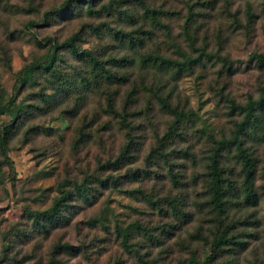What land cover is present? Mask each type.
<instances>
[{"label": "rangeland", "instance_id": "374dc122", "mask_svg": "<svg viewBox=\"0 0 264 264\" xmlns=\"http://www.w3.org/2000/svg\"><path fill=\"white\" fill-rule=\"evenodd\" d=\"M66 1L0 0V135L11 125L0 148V264H198L220 237L215 264H264L260 132L243 139L256 163L257 204L242 201L234 148L219 162L240 192L237 206L218 215L206 191L211 158L231 138L247 100L264 88V67L250 59L264 54V0H73L55 17ZM143 7L158 14L156 21L144 18ZM138 30L151 33L149 40L135 34L142 47L116 38L117 31ZM68 37L127 83L95 84L90 64L68 50L52 73L38 70L50 47ZM143 52L177 66L142 67ZM123 55L131 66L111 63ZM25 69L32 73L21 86ZM108 98L115 114L106 113ZM258 114L264 130V110ZM129 134V160L113 169L106 163ZM152 149L162 158L148 162ZM108 177L116 183L103 185ZM76 184L86 186L87 201L75 195ZM64 191L71 200L46 234L37 214ZM154 198L179 199L184 216L163 201L155 208Z\"/></svg>", "mask_w": 264, "mask_h": 264}, {"label": "trees", "instance_id": "16d2710c", "mask_svg": "<svg viewBox=\"0 0 264 264\" xmlns=\"http://www.w3.org/2000/svg\"><path fill=\"white\" fill-rule=\"evenodd\" d=\"M69 0L64 2L59 8L52 11L55 17L61 18V16L65 13L66 9L72 3ZM144 10V18H150L151 21H156L157 13L153 10H150L148 7H143ZM88 14L91 15H100L101 11L92 10L88 8ZM119 15L125 17L126 19H130V15L126 12H119ZM135 34H140L145 36V39H151V33L136 31V32H124L117 31L116 38L128 48L133 47H142L144 44V38L135 36ZM68 50L70 54L77 57L80 60H84L90 64L91 72L94 75L95 84H98L100 81L108 82V83H116L122 84L127 83V78L122 76H118L117 74L111 72L108 68H106L105 63H102L96 57L92 56L89 52L82 50L79 51L77 48L74 37H68L63 42L59 44H53L50 47L49 55L46 57L43 63H41L37 69L41 70L42 73H52L54 71L56 62L58 60V54L63 51ZM251 60H254L256 64L260 67H264V54H252L250 56ZM221 61L224 63H228V61L224 58H221ZM111 63L118 66L119 68H126L132 65V59L127 55H123L122 57L113 58ZM138 63L142 67H156V68H169L177 66L172 60H169L163 56L158 54H154L152 52H143L138 55ZM179 69L177 68V71ZM30 70H24L23 76L20 80L21 86L24 85L31 77ZM160 104L163 109L173 114V116L179 120L181 115L178 112H175L172 108H170L165 100L160 99ZM264 110V88L259 90V95L257 99H248L245 105L241 108L242 118L241 120L235 124V129L230 139L227 141H223L220 145V148L215 151L214 156L211 158L208 169V185L206 187L208 198V205L217 213L218 215L222 214L224 210H228L230 207L237 206L234 202L235 198H238V194L241 192L242 201L248 205L254 206L258 202L257 194L255 191L254 180H255V159L252 153L248 148L245 147L244 138H246L249 132H260L261 138L264 139V130H263V120L261 116L258 114L259 111ZM0 112L4 113V108L0 107ZM106 113L115 114L114 111V102L111 98L107 99V109ZM123 121V119H122ZM123 126L128 129L126 124ZM11 133V125H6L3 127L1 135H0V148L4 149V146L7 144L9 135ZM128 142H126L125 146L120 151L119 155L112 161H108L106 164L111 166L113 169H118L124 162L129 160V155L133 149L134 142L132 141V137L129 134ZM234 148L235 159L240 164V172H241V182H240V192L238 189L233 186L232 182L226 178V172L224 168L220 166L219 158H221L222 151L224 149H232ZM155 156L162 158V153L160 150L152 149L150 154L147 156L146 161L153 162L154 159H157ZM169 176L174 180L175 175L172 173V169H168ZM103 185L108 186L111 184H115V179L110 177L106 178ZM74 193L80 199L87 201L91 194L88 193L87 188L84 184H76L74 186ZM71 192L64 191L61 196L56 199L55 203L46 211L40 212L37 215V222L39 221L40 229L48 234L50 227L58 224L59 220L63 219V211L68 207V202H70ZM166 202L168 208L174 215H183L182 210L180 209V201L179 199H167L163 200L155 199L150 201L155 208H161V202ZM67 222V221H66ZM145 234H148V230H145ZM156 241L158 238L156 237ZM224 243V237L216 238L214 242L210 246V253L203 258L202 261L198 262V264H215L217 253L220 246ZM60 264V263H58Z\"/></svg>", "mask_w": 264, "mask_h": 264}]
</instances>
